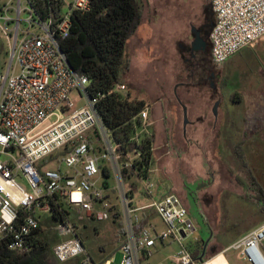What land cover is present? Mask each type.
<instances>
[{"label":"built area","instance_id":"obj_1","mask_svg":"<svg viewBox=\"0 0 264 264\" xmlns=\"http://www.w3.org/2000/svg\"><path fill=\"white\" fill-rule=\"evenodd\" d=\"M208 1L215 15L210 33L214 65L226 63L264 36V0ZM90 3L64 0L59 14L50 10L42 17L33 0H0V37L10 53L5 72H0V252L2 247L29 250L36 229L61 211L60 203L75 213L76 223L92 217L109 220L113 188L98 184L107 166L115 173L123 207L120 264H145L157 245L167 242L178 246L172 264H209L217 255L211 256L208 244L196 239L191 247L186 242L196 228L179 196L141 207L131 204L123 171L141 160V153L127 154L112 141L96 107L99 98L88 92V77L72 68L60 45L70 33L72 13L89 11ZM114 91L125 94L128 88L121 84ZM138 117L141 128L135 142L150 135L148 110ZM51 163L56 169L47 168ZM146 179L145 191L152 196L154 185ZM144 214L157 215L165 230L158 232L150 222L139 227ZM57 235L53 254L60 263L83 256L84 264H91L72 221L58 225ZM263 243L264 222L222 254L235 250L248 264H264ZM196 250L199 255L194 256Z\"/></svg>","mask_w":264,"mask_h":264},{"label":"crops","instance_id":"obj_2","mask_svg":"<svg viewBox=\"0 0 264 264\" xmlns=\"http://www.w3.org/2000/svg\"><path fill=\"white\" fill-rule=\"evenodd\" d=\"M139 1L142 6L144 4L146 13L138 32L127 44L130 66L126 79L132 85L131 98L144 101L145 109L149 112V130L155 145L147 178L152 181L156 174L155 165L158 163L162 175L172 180L173 184L180 185L179 198L185 205L186 193L181 188L183 181L180 168L184 171L193 170L212 183V174L203 163L205 156L214 173L213 186L208 191L222 185L224 172H234L225 160L233 157V151L228 145L234 144L235 148L237 146L238 128L235 126L236 117L232 107L238 103L240 90L232 89L233 80L228 63L234 57L242 56V52L249 47L221 64L223 67L214 65L210 61L211 52L206 48L203 37L201 38L205 46L196 51L192 48L195 40L192 28L201 26L202 34L206 36L205 5H209L208 0H201L203 16L198 17L190 11L177 17L173 8L168 12L165 6H155L153 0ZM139 72L142 73L141 77L137 74ZM219 100L220 113L217 118L213 108ZM224 152L230 153L228 157H224ZM128 182L129 199L134 207H141L171 194L154 192L149 196L145 191L147 179L141 176H135ZM112 188L114 190L109 192L112 213L121 216L123 207L119 195L113 197V192L117 190ZM222 195L223 192L218 194L216 201L222 198ZM256 211L259 212V220L252 223L250 228L241 230V234L233 238L224 249L264 222L260 209ZM218 214L216 207L215 217ZM258 214L254 212L249 218ZM152 217L153 214L150 217V225L157 228ZM217 223L215 219V226ZM223 255L225 256V253Z\"/></svg>","mask_w":264,"mask_h":264},{"label":"rangeland","instance_id":"obj_3","mask_svg":"<svg viewBox=\"0 0 264 264\" xmlns=\"http://www.w3.org/2000/svg\"><path fill=\"white\" fill-rule=\"evenodd\" d=\"M153 3L158 8L165 6L168 12L173 8L177 17L186 15L188 11L196 17L203 16L201 0H153ZM145 13L146 8L143 4V20ZM213 24L214 20L206 28L207 36L204 39L206 48L210 52V33ZM9 61V46L4 37H0V72H5ZM228 66L231 69L233 80L232 89L240 90L238 91L240 96L237 97L238 103L232 107L234 117H236L235 126L238 128L237 146L235 148L234 144L228 145L229 149L231 148L233 151L231 153L233 157L225 160L232 166L234 172L231 174L224 172L222 185L208 191L213 186L214 173L205 156L203 163L207 165L209 173L212 174L210 176L212 183L193 170L184 171L180 168V177L183 181L181 188L186 193L185 205L196 228L195 235L187 239L186 242L189 246L195 247L196 239L201 240L208 244L211 256L222 253L224 247L241 234V230L250 228L252 223L259 220L260 215L256 210L260 209V206L249 196L255 195L253 190L257 186L264 190V36L252 47L245 49L242 56L231 59ZM137 74L142 76L141 72ZM219 113L220 108H218L217 118ZM52 121L54 119H51ZM228 154L230 153H223L224 157H228ZM56 167V163L47 166L48 169H56ZM145 171L147 174L141 175L143 178L148 177V171ZM155 173L152 177L155 194L160 192L179 196L180 185L173 184L172 180L163 176L158 163L155 165ZM19 181L26 185L24 180L19 178ZM105 181L111 188L118 187L115 173L112 170L111 176L108 179L101 177L98 184L103 186ZM129 183L125 181L124 184L127 187ZM222 192V198L216 201L217 195ZM117 194L119 195V189L112 195L118 197ZM216 207L219 210L217 217L214 215ZM254 212L258 216L249 218V215ZM116 216L111 214V218L105 221H96L92 217L84 222L75 223L77 235L82 239L87 251L97 263L103 262L110 256L111 264H120L121 262L122 255L118 251L121 240H119L118 223L115 221ZM117 218L122 221L121 216ZM262 218L264 219V213H262ZM215 219L218 221L216 226ZM152 220L156 224L158 232L161 233L165 230V225L157 215H153ZM57 226L55 227L57 228ZM168 243L166 246L159 243L145 264H172L171 258L178 250V246L173 242ZM218 263L248 264L235 250L227 251L225 256L222 254Z\"/></svg>","mask_w":264,"mask_h":264},{"label":"trees","instance_id":"obj_4","mask_svg":"<svg viewBox=\"0 0 264 264\" xmlns=\"http://www.w3.org/2000/svg\"><path fill=\"white\" fill-rule=\"evenodd\" d=\"M33 1L42 17L47 16L50 10L59 14L64 4V0ZM205 9L207 28L213 20L215 22V15L210 4L205 5ZM71 22L68 37L60 41L70 65L79 74L88 77L90 82L88 92L91 97L99 98L96 107L112 141L121 145L120 150L127 154L135 151L141 153L142 159L135 161L131 168L123 171L124 179L129 181L135 176L146 175L145 170H149L153 160L154 137L143 135L140 142L132 141L141 128V119L138 116L145 110L146 103L132 99L130 90L125 94L114 91L117 85L125 84L127 88L132 86L126 79L130 66L127 44L143 22V6L139 0H91L89 11H74ZM205 33L207 36V31ZM126 159L123 154L122 160ZM110 176L111 170L107 166L104 167L103 178L108 179ZM103 186L110 187L107 181ZM253 193L255 195L249 197L259 204L261 212L264 213V190L257 186ZM59 206L61 211L56 210L52 219L45 221L47 224L41 223L36 229L29 250L11 251L7 247H2L0 264H84L83 256L60 263L53 254V247L60 240L55 226L67 221L75 224L77 221V216L65 203H60ZM117 217L120 215L115 217V221L118 223L121 240L124 232L122 222ZM150 217L151 215L144 214L139 227L147 226ZM262 248L264 250V243ZM88 255L91 264H105L111 259L110 256L97 263L89 252ZM197 255L199 250L194 252V256Z\"/></svg>","mask_w":264,"mask_h":264},{"label":"water","instance_id":"obj_5","mask_svg":"<svg viewBox=\"0 0 264 264\" xmlns=\"http://www.w3.org/2000/svg\"><path fill=\"white\" fill-rule=\"evenodd\" d=\"M192 31L195 33V40L192 43L193 51L199 50L200 47L205 46L204 40L201 38L200 33L195 30V28H192ZM221 100L217 101L214 105L213 112L215 116L218 115V108L220 106Z\"/></svg>","mask_w":264,"mask_h":264},{"label":"bare ground","instance_id":"obj_6","mask_svg":"<svg viewBox=\"0 0 264 264\" xmlns=\"http://www.w3.org/2000/svg\"><path fill=\"white\" fill-rule=\"evenodd\" d=\"M222 253L218 254L209 264H219L218 260L221 257Z\"/></svg>","mask_w":264,"mask_h":264},{"label":"flooded vegetation","instance_id":"obj_7","mask_svg":"<svg viewBox=\"0 0 264 264\" xmlns=\"http://www.w3.org/2000/svg\"><path fill=\"white\" fill-rule=\"evenodd\" d=\"M193 27V26H192ZM197 29V30H196ZM195 30L200 33V36L203 37V39L206 38L204 34H202L201 26H198ZM194 40V39H193Z\"/></svg>","mask_w":264,"mask_h":264}]
</instances>
